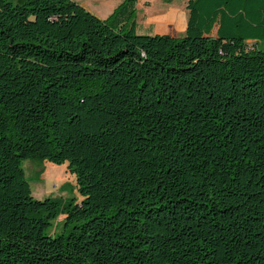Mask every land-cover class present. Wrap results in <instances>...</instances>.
<instances>
[{"label": "trees", "instance_id": "1", "mask_svg": "<svg viewBox=\"0 0 264 264\" xmlns=\"http://www.w3.org/2000/svg\"><path fill=\"white\" fill-rule=\"evenodd\" d=\"M137 3L0 0V264H264V0H188L182 36Z\"/></svg>", "mask_w": 264, "mask_h": 264}, {"label": "rangeland", "instance_id": "2", "mask_svg": "<svg viewBox=\"0 0 264 264\" xmlns=\"http://www.w3.org/2000/svg\"><path fill=\"white\" fill-rule=\"evenodd\" d=\"M100 18H108L123 0H77ZM188 0H138L137 33H166L173 36L185 34L189 12ZM164 25H167L164 26ZM23 168L30 181L33 195L38 199L47 197L80 202L77 177L68 167V162L55 164L45 159H28ZM64 213L53 221L48 230L52 236L61 234L65 228Z\"/></svg>", "mask_w": 264, "mask_h": 264}]
</instances>
